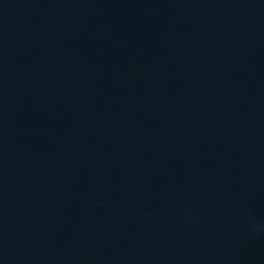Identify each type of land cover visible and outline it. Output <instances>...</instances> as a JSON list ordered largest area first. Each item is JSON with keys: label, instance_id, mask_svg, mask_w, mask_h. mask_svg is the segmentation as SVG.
<instances>
[{"label": "water", "instance_id": "obj_1", "mask_svg": "<svg viewBox=\"0 0 264 264\" xmlns=\"http://www.w3.org/2000/svg\"><path fill=\"white\" fill-rule=\"evenodd\" d=\"M0 264H264V0H0Z\"/></svg>", "mask_w": 264, "mask_h": 264}]
</instances>
